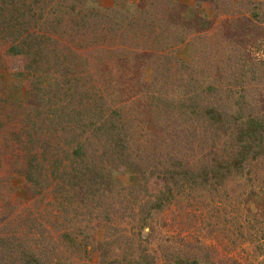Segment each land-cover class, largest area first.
<instances>
[{
	"label": "rangeland",
	"instance_id": "rangeland-1",
	"mask_svg": "<svg viewBox=\"0 0 264 264\" xmlns=\"http://www.w3.org/2000/svg\"><path fill=\"white\" fill-rule=\"evenodd\" d=\"M27 1L41 9L34 31L44 29L48 22L54 25L50 36L60 43H52L50 49L67 48L82 66L89 67V72L77 70L74 76L80 89L92 98L102 96L97 106L85 102L81 108L86 116H107L97 142L106 147L102 159L107 167L102 173L115 197L110 205L112 222L105 223L103 215L100 222L89 221L93 219L91 209L103 210L106 205L92 198L81 207L86 212L83 221L67 214L54 227L58 211L46 206L49 188L32 196L22 174L11 170L14 161L17 165L26 156L22 147L27 144V127L17 120H4V112L15 105L27 109L30 94L25 86L30 77L15 69L4 54L7 44L0 41V123H4L0 128V238L15 243L18 238L31 242L32 237H52L48 244L58 247V227L71 219L76 225L72 234L76 241L59 248L61 251L55 248V264L64 261V256H70L72 264H99L101 253H106V260H122L119 237L127 248L128 264H264V159L254 164L247 160L242 174L236 171L230 179L213 184L205 160L217 142L204 133L209 125L200 117V107L215 98L207 96L208 89H223L227 84L232 96L221 103L225 100L223 105L232 109L230 113L239 112L234 100L240 99L254 115L264 114V0H158L154 6L146 4L155 14L153 19L146 21L133 11L130 24L114 25L115 20L105 15L99 21L100 30L81 26L82 35H74L73 43L68 40L70 33L62 36L61 26L52 22L56 18L51 10L67 0ZM116 1L83 0L90 8L84 10L85 16L90 10L100 16L113 6L129 12L124 9L126 3L141 5V0ZM177 7L180 14L171 19L169 8L174 13ZM165 22L166 36L160 33ZM191 92L197 103L188 113L184 107ZM168 106L173 110L164 116ZM112 107L119 118L109 117ZM115 120L119 126L124 124L120 131L110 126ZM116 134L127 141L128 149L133 142L139 146L138 156L128 159L137 170L127 169V158L117 157L120 154L112 145ZM219 141L222 143V135ZM175 161L185 162L177 171L186 177L167 182L169 176L158 165ZM160 190L169 201L157 207ZM76 205L74 202L73 207ZM141 217L148 223L139 222ZM109 241L113 244L107 245ZM9 254L15 255L11 250ZM4 260L0 258V264H7Z\"/></svg>",
	"mask_w": 264,
	"mask_h": 264
},
{
	"label": "trees",
	"instance_id": "trees-1",
	"mask_svg": "<svg viewBox=\"0 0 264 264\" xmlns=\"http://www.w3.org/2000/svg\"><path fill=\"white\" fill-rule=\"evenodd\" d=\"M39 1L42 2L43 0ZM156 1L158 0H141L139 3L141 5H128L126 3L124 9H129V12H123L122 9L113 6L107 12L99 14L100 16H94L96 14L95 10H90L85 16L84 10L88 11L90 8L87 9L86 3L83 4V0H67L51 10L55 13L56 18L52 22L61 26L62 36L70 33L68 34V40L73 43L74 35H82L79 32L81 26L94 32L100 30L101 23L99 21H102L105 15L109 19L115 20L114 25L118 22L130 24L132 19L130 13L133 11L140 18L153 19L155 14L151 13V10L148 11L149 8H146V4L154 6ZM115 2L117 1L115 0ZM168 5H173V3L169 2ZM31 6H33V3L27 0H0V41L7 44L4 54L7 53L6 56L9 57L16 70L17 68L20 69V74L25 75L26 73L30 77L25 86L28 94H30L27 109L21 106L15 107L16 105L13 106V103H9L14 109L4 112V120H17V122L27 127L26 132H24L27 144L22 147L26 156L17 165L14 161L11 164V170L16 171L18 175L22 174L23 179L29 183V191L32 196H37L41 191L49 188V200L46 201V206H54L58 211L54 217L56 222L53 223L54 227L58 226L57 223H63L62 219L67 214H72V220L78 218V222L83 221L82 217L86 212L82 213L81 207L87 205V202L92 198H98L100 201L95 200L97 203L105 202L106 205L103 210L91 209L90 216L93 219L89 221L100 222L103 215L105 223L112 222L110 219L113 210L110 209V205L115 194L110 195L113 187L106 182L105 174L102 173V170L107 167L104 159H102L107 155L106 147L97 142V133H99L100 127L107 124V116L103 113L97 115L96 118L93 114L92 116H86L82 113L85 109L81 108L85 106V102L88 105L97 106L96 103L102 96L96 94L92 98L88 91L80 89L77 83L78 79L74 76V73L77 70L89 72V67L86 66L85 62V66H82L81 60L76 58L75 54L67 48L56 46L54 49H50L49 46L57 42L56 39H52L50 36L54 31L52 30L54 25L51 22H48V27L45 26L44 29L37 27L36 31L33 30L37 26V22L40 21L38 16L41 9L38 4H35L33 8ZM172 9L169 8V13L172 14L171 19L173 16L180 14L178 7L174 13ZM59 11L68 17V21L64 20V16ZM254 15L257 16L258 13L255 12ZM159 16L161 17L160 13ZM169 19L170 17L168 21H170ZM165 24L166 22L160 33H164L166 36L168 30L165 31L167 29ZM38 29H41V31ZM65 29L67 32H65ZM165 36L163 37L164 41ZM183 41L180 39V42ZM88 60L93 65L91 58H88ZM95 64L94 61V66ZM254 73L253 70L251 74ZM176 79H179V77ZM230 88L228 84L223 89L217 88L216 90V87H210L207 96L209 98L215 97L213 103L209 102V104L200 107L202 113L200 117L210 127H208L209 131H203L212 138L215 137L216 139L212 140L217 142L215 150L207 152L205 163L208 164L211 176H213L215 182L213 184L218 183V185L222 180L230 179V175L237 173L236 171L242 174L247 160L254 164L260 163V160L264 159V114L254 115L255 113L253 114L244 107L245 104L240 99L234 100L235 109L239 112L230 113L232 109L223 105L225 100L221 103L223 99L229 101L232 96ZM195 98L196 96L191 92L190 98L187 100V106L184 107L188 113H190L191 107L193 108L197 103ZM168 107L170 109L164 110V116L173 110L171 106ZM179 108L183 109L181 106ZM195 112L197 111L195 110ZM108 115L109 117H116V119L120 117L118 110L113 107ZM114 124L110 126L118 131L121 130V126L124 127L122 123L119 126L120 123H116V120ZM2 127H4V123H0V128ZM87 132H89V135H87ZM216 135L219 137L222 135V143ZM18 137H16V140H18ZM140 139L143 142V138ZM112 142L115 151L120 154L117 157H123L124 160L127 158L124 166L127 169L130 167L131 170H137L138 167L128 163V159H132L133 154L138 156V152L140 153L139 146L134 145L133 142L131 149H128L125 145L127 141L121 137V134L114 135ZM218 145L221 147H217ZM4 148H7V146H4ZM184 163L183 161L170 162L166 165L160 163L158 167L163 169L162 173L164 175L169 176L166 179L169 182V180L186 177V174L183 175L182 173L180 176L178 174L180 172L177 171V167L180 169ZM217 163L219 167H217ZM201 168H204V166ZM64 187L67 189H64ZM132 187L131 184L130 188ZM165 187H167V183H165ZM166 191H169L168 188H166ZM165 194L160 190L156 195L155 200L159 203L157 207L160 206L161 202L164 205L165 202L169 201L168 198L166 199ZM170 196H172V192L169 198ZM74 202L77 204L76 207H73ZM137 202L140 201L136 199ZM87 212H90V210ZM139 222L148 223V220L145 221V218L141 217ZM58 228L60 230L59 243H61L58 247L57 244L55 245L50 241L48 244L47 240L52 239V237H32L31 242L27 241L26 238H18L15 239V243H13V240L6 239L5 241L0 238V258L5 259L4 262L7 264H55L56 260L52 256L55 248L68 247V245H72L71 242L76 241L75 237L72 238L73 232H76V225L71 219L68 223L59 225ZM117 241L120 243L118 247L122 248L123 259L106 260L104 255L106 253H101L100 258H98L99 264H128L125 262L127 248L122 244L120 237L119 240L117 238ZM109 244L112 245L113 242L109 241L107 245ZM100 248L102 249V245ZM10 250L15 255H10ZM56 264H72V260L70 256H64V261H59ZM129 264L134 263L129 261ZM192 264H198V262L193 261Z\"/></svg>",
	"mask_w": 264,
	"mask_h": 264
}]
</instances>
